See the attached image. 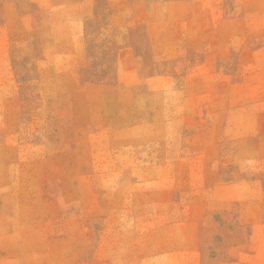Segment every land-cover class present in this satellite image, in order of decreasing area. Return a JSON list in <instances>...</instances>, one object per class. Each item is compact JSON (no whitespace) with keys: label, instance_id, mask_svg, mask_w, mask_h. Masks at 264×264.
Returning a JSON list of instances; mask_svg holds the SVG:
<instances>
[{"label":"rangeland","instance_id":"obj_1","mask_svg":"<svg viewBox=\"0 0 264 264\" xmlns=\"http://www.w3.org/2000/svg\"><path fill=\"white\" fill-rule=\"evenodd\" d=\"M0 264H264V0H0Z\"/></svg>","mask_w":264,"mask_h":264}]
</instances>
